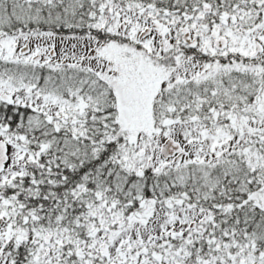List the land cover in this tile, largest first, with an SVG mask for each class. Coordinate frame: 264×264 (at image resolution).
<instances>
[{"label":"snow or ice","instance_id":"1","mask_svg":"<svg viewBox=\"0 0 264 264\" xmlns=\"http://www.w3.org/2000/svg\"><path fill=\"white\" fill-rule=\"evenodd\" d=\"M0 264H264V0H0Z\"/></svg>","mask_w":264,"mask_h":264}]
</instances>
